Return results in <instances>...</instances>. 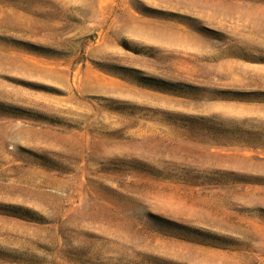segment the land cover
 <instances>
[{"label":"rangeland","instance_id":"obj_1","mask_svg":"<svg viewBox=\"0 0 264 264\" xmlns=\"http://www.w3.org/2000/svg\"><path fill=\"white\" fill-rule=\"evenodd\" d=\"M0 264H264V0H0Z\"/></svg>","mask_w":264,"mask_h":264}]
</instances>
